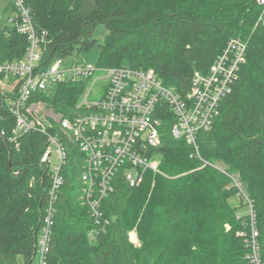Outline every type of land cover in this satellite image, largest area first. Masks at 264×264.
I'll list each match as a JSON object with an SVG mask.
<instances>
[{
    "label": "trees",
    "instance_id": "16d2710c",
    "mask_svg": "<svg viewBox=\"0 0 264 264\" xmlns=\"http://www.w3.org/2000/svg\"><path fill=\"white\" fill-rule=\"evenodd\" d=\"M34 24L45 30L38 68L75 49L99 47L97 67L127 64L154 69L181 93L196 72L207 74L231 37L247 43L246 60L220 114L201 130L199 153L172 133L176 116L159 104L162 144L157 172L132 186L117 173L114 187L100 198L84 179L85 158L77 143L53 123L66 150L63 183L54 212L44 264H255L264 263V3L260 0H25ZM11 4L16 9L14 2ZM0 27V62L25 56L28 35ZM98 23L105 41L92 37ZM4 77V74H0ZM89 77L62 80L38 91L62 117L87 113L79 106ZM0 90V264H33L50 200L52 179L41 157L49 145L38 131L12 140L16 115ZM237 197L236 200H233ZM93 208V200L99 199ZM98 212V214L96 213ZM140 212L143 216L140 219ZM145 217V218H144ZM139 219V222H138ZM138 224L143 244L129 238ZM35 255V256H34ZM22 258V263L19 259Z\"/></svg>",
    "mask_w": 264,
    "mask_h": 264
},
{
    "label": "built area",
    "instance_id": "2783aa9c",
    "mask_svg": "<svg viewBox=\"0 0 264 264\" xmlns=\"http://www.w3.org/2000/svg\"><path fill=\"white\" fill-rule=\"evenodd\" d=\"M12 1L20 15L18 28L28 35L29 46L23 58L0 62V74L16 80L14 87L17 88L11 102V109L16 115L12 140H16L21 133L38 131L45 134L49 141L41 157L42 162L48 163L52 179L51 201L47 205L38 239L39 262L44 264L53 223L52 202L63 183L61 170L66 157L59 134L52 131L53 123L57 122L59 130L77 143L83 152L86 166L84 179L90 189L97 187L100 198L113 189L117 173L124 174L130 185H139L144 182L148 170L157 172L159 169L157 148L162 144V123L157 115L159 104L167 103L176 116L173 135L184 137L199 153V133L211 128L220 114L221 102L246 60L247 43L241 37H231L209 72L195 73L186 93L164 84L154 69L127 64L99 67L107 71L109 78L103 96L94 102H88L86 96L79 103V106H89L92 110L73 118L57 114L48 121L47 113L43 112V101L29 103L33 94L45 91L62 80L91 78L97 67L80 64L65 67L64 57H59L47 68H38L46 31L36 27L25 0ZM260 2L264 3V0ZM53 144L59 155L56 163L51 159ZM100 198L93 200V208ZM257 236L258 232L253 227V253L250 257L255 264H264L257 254Z\"/></svg>",
    "mask_w": 264,
    "mask_h": 264
},
{
    "label": "rangeland",
    "instance_id": "374dc122",
    "mask_svg": "<svg viewBox=\"0 0 264 264\" xmlns=\"http://www.w3.org/2000/svg\"><path fill=\"white\" fill-rule=\"evenodd\" d=\"M15 15H17V10L14 9L13 5L11 4V0H0V27H3L5 25L13 26L14 23L11 20V17ZM107 33L108 30L105 24L98 23L92 33V37L98 39V41L102 43L105 41ZM99 53L100 51L98 45L93 46L89 50L79 51L78 49H75L72 53L64 57L63 66L69 67L71 65H77V64L96 66L99 58ZM108 79L109 78L107 77V71L97 67V69L94 72V75L88 81V86L83 96V99L87 96L88 102H94L100 100L106 90ZM15 83L16 80L13 78L0 77V90L6 93L12 92ZM6 100L8 103L12 102V98L10 97L6 98ZM43 112L47 113L46 117L48 116V121L52 120L51 118L53 115L58 114V112H55V110L46 103H44ZM51 151H52V156H51L52 162L54 163L58 162L59 155L57 153L56 145L53 144L51 146ZM236 199L237 197L233 198V200ZM142 216H143V212H140V219ZM138 222L132 225L128 233L131 241L136 246H141L143 244V241L139 233ZM19 262L22 263V258L19 259ZM33 264H40L39 255L36 256Z\"/></svg>",
    "mask_w": 264,
    "mask_h": 264
},
{
    "label": "water",
    "instance_id": "95a60500",
    "mask_svg": "<svg viewBox=\"0 0 264 264\" xmlns=\"http://www.w3.org/2000/svg\"><path fill=\"white\" fill-rule=\"evenodd\" d=\"M35 256V255H34Z\"/></svg>",
    "mask_w": 264,
    "mask_h": 264
}]
</instances>
